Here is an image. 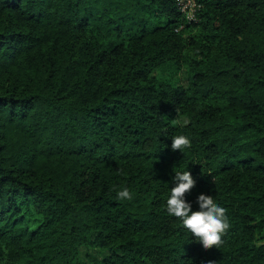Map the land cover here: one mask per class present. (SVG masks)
I'll list each match as a JSON object with an SVG mask.
<instances>
[{
    "label": "trees",
    "instance_id": "1",
    "mask_svg": "<svg viewBox=\"0 0 264 264\" xmlns=\"http://www.w3.org/2000/svg\"><path fill=\"white\" fill-rule=\"evenodd\" d=\"M195 1L0 0V264H264V0ZM175 171L218 247L168 214Z\"/></svg>",
    "mask_w": 264,
    "mask_h": 264
},
{
    "label": "clouds",
    "instance_id": "2",
    "mask_svg": "<svg viewBox=\"0 0 264 264\" xmlns=\"http://www.w3.org/2000/svg\"><path fill=\"white\" fill-rule=\"evenodd\" d=\"M178 123H180L178 118L173 120V124ZM187 147H190L187 137L183 135L173 137L171 144L173 152L183 153ZM173 183L175 186L171 188L166 202L168 214L179 218L183 227L191 232L204 249L218 247L222 243L223 234L230 227L226 209L215 203L213 197L201 194L197 199L199 211L192 210V205L185 199L186 193H189L196 183L190 171H175ZM117 198L130 200L132 197L129 189L124 187L117 192Z\"/></svg>",
    "mask_w": 264,
    "mask_h": 264
},
{
    "label": "built area",
    "instance_id": "3",
    "mask_svg": "<svg viewBox=\"0 0 264 264\" xmlns=\"http://www.w3.org/2000/svg\"><path fill=\"white\" fill-rule=\"evenodd\" d=\"M177 6L189 23L197 20L200 5L195 0H177Z\"/></svg>",
    "mask_w": 264,
    "mask_h": 264
},
{
    "label": "rangeland",
    "instance_id": "4",
    "mask_svg": "<svg viewBox=\"0 0 264 264\" xmlns=\"http://www.w3.org/2000/svg\"><path fill=\"white\" fill-rule=\"evenodd\" d=\"M178 78H180L183 83H187V75L185 74L184 71H181L180 74H178ZM87 255H93V256H97V257H102L104 256L103 252H100L98 250H94L91 248H81L80 249V256L82 258L86 257Z\"/></svg>",
    "mask_w": 264,
    "mask_h": 264
}]
</instances>
